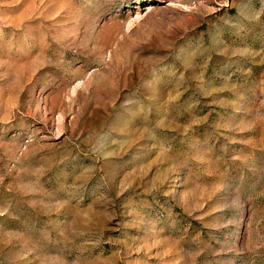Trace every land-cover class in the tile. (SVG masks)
<instances>
[{
    "label": "rangeland",
    "instance_id": "1",
    "mask_svg": "<svg viewBox=\"0 0 264 264\" xmlns=\"http://www.w3.org/2000/svg\"><path fill=\"white\" fill-rule=\"evenodd\" d=\"M0 264H264V0H0Z\"/></svg>",
    "mask_w": 264,
    "mask_h": 264
}]
</instances>
